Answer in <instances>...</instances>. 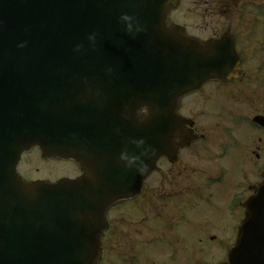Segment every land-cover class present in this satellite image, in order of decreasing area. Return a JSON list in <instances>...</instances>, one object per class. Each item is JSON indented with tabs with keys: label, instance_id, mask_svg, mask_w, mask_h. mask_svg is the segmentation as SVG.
I'll use <instances>...</instances> for the list:
<instances>
[{
	"label": "water",
	"instance_id": "water-1",
	"mask_svg": "<svg viewBox=\"0 0 264 264\" xmlns=\"http://www.w3.org/2000/svg\"><path fill=\"white\" fill-rule=\"evenodd\" d=\"M175 4L0 0V264H92L96 255L106 188L86 176L26 183L16 173L22 152L37 146L94 163L106 178L129 179L136 166L138 188L179 124L177 100L229 74L227 42L201 44L166 26ZM120 120L140 126L141 162L94 150ZM258 219L264 223V182L247 203L243 230ZM258 233L242 250L244 264H264V226Z\"/></svg>",
	"mask_w": 264,
	"mask_h": 264
},
{
	"label": "flooded vegetation",
	"instance_id": "flooded-vegetation-1",
	"mask_svg": "<svg viewBox=\"0 0 264 264\" xmlns=\"http://www.w3.org/2000/svg\"><path fill=\"white\" fill-rule=\"evenodd\" d=\"M170 21L202 41L230 36L238 68L179 101L183 129L168 156L137 196L106 211L100 264H219L235 237L236 203L264 172V0H179ZM74 164L62 166L64 177L87 173Z\"/></svg>",
	"mask_w": 264,
	"mask_h": 264
},
{
	"label": "rangeland",
	"instance_id": "rangeland-1",
	"mask_svg": "<svg viewBox=\"0 0 264 264\" xmlns=\"http://www.w3.org/2000/svg\"><path fill=\"white\" fill-rule=\"evenodd\" d=\"M178 17L179 15H175L173 18L177 19ZM192 32L195 33L197 31L192 30ZM58 168L63 170L64 172H61V170H59V173H58L57 171ZM22 169H25L26 177L30 176L32 178H49L50 179V178H57L59 176H63L66 174L65 169L60 168L54 163L44 162V161L38 162V161H35L34 159L30 160L29 157H27L25 159V162H23ZM71 172H72V169L69 171V174ZM185 244L189 246L191 244L190 240H186Z\"/></svg>",
	"mask_w": 264,
	"mask_h": 264
}]
</instances>
